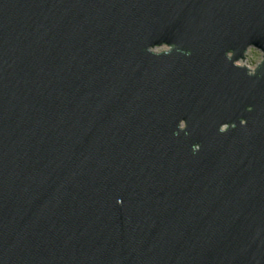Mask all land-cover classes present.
<instances>
[{
  "label": "water",
  "instance_id": "1",
  "mask_svg": "<svg viewBox=\"0 0 264 264\" xmlns=\"http://www.w3.org/2000/svg\"><path fill=\"white\" fill-rule=\"evenodd\" d=\"M0 264H264V0H0Z\"/></svg>",
  "mask_w": 264,
  "mask_h": 264
},
{
  "label": "rangeland",
  "instance_id": "2",
  "mask_svg": "<svg viewBox=\"0 0 264 264\" xmlns=\"http://www.w3.org/2000/svg\"><path fill=\"white\" fill-rule=\"evenodd\" d=\"M262 53L256 48H250L246 54L245 61H239V64L246 65L250 69H253L261 60Z\"/></svg>",
  "mask_w": 264,
  "mask_h": 264
},
{
  "label": "flooded vegetation",
  "instance_id": "3",
  "mask_svg": "<svg viewBox=\"0 0 264 264\" xmlns=\"http://www.w3.org/2000/svg\"><path fill=\"white\" fill-rule=\"evenodd\" d=\"M250 48H255V47H253V46H250V47H248V49H247V51H246V54H247V52H248V50L250 49ZM257 49V48H256ZM259 50V49H258ZM246 59V58H245Z\"/></svg>",
  "mask_w": 264,
  "mask_h": 264
}]
</instances>
